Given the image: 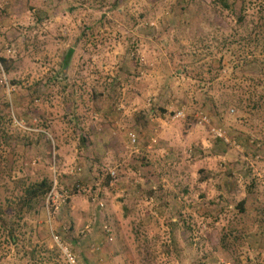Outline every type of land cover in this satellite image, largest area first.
<instances>
[{
    "label": "rangeland",
    "instance_id": "1",
    "mask_svg": "<svg viewBox=\"0 0 264 264\" xmlns=\"http://www.w3.org/2000/svg\"><path fill=\"white\" fill-rule=\"evenodd\" d=\"M260 28L264 0H0V219L53 187L19 245L47 264H264Z\"/></svg>",
    "mask_w": 264,
    "mask_h": 264
},
{
    "label": "trees",
    "instance_id": "2",
    "mask_svg": "<svg viewBox=\"0 0 264 264\" xmlns=\"http://www.w3.org/2000/svg\"><path fill=\"white\" fill-rule=\"evenodd\" d=\"M242 20V19H240ZM241 22V21H239ZM257 38L259 40H264V28H260L259 33L257 35ZM261 38V39H260ZM256 46L257 52L254 54V61L257 63V65L261 68V73L264 76V60L260 61L259 57L264 55V49L259 50ZM261 47L264 48V45L261 44ZM73 54V50H69L67 57L63 61V67L67 68L70 64V58ZM220 69H224V66L226 67L229 60H230V54L229 51L225 46H223L220 49ZM260 55V56H258ZM0 63L5 71H9V61L2 59L0 60ZM213 72V70H212ZM257 90L262 91L260 92V100L264 99V84L263 85H257ZM84 141V139H82ZM52 182H50L47 179L42 180L40 183H34L26 186L23 189V194L20 198V201L18 205L20 206L17 217L14 216V218H9L8 220L0 219V231L3 235L5 241L7 242L8 246H12L15 248V250L18 252L19 258L18 261L14 264H47L44 260L40 259L41 251L38 248H33L31 250H27L25 247L20 246V238L18 236V227L21 226L20 221L21 217L26 214L30 217H34L38 214V206L41 202L45 200V198L50 194L52 190ZM75 190L76 187H75ZM239 209L244 211V202H241L239 204ZM0 214H3V209L0 207ZM27 228H30L31 230H34L36 226L30 225L27 222L25 223Z\"/></svg>",
    "mask_w": 264,
    "mask_h": 264
},
{
    "label": "built area",
    "instance_id": "3",
    "mask_svg": "<svg viewBox=\"0 0 264 264\" xmlns=\"http://www.w3.org/2000/svg\"><path fill=\"white\" fill-rule=\"evenodd\" d=\"M183 116V112H179L177 114V117H182ZM197 121H198V124L201 125V126H207L209 125V120H208V117L204 114H200L197 118ZM210 132L213 134V136L215 138H218V139H222L224 140L226 143H230L229 139L225 136V133L223 132L222 129H219V128H211L210 129ZM131 141L133 144H135L137 142V139H136V135L135 134H131ZM112 175H115L113 172H111ZM72 259V258H71ZM74 262V259L72 260Z\"/></svg>",
    "mask_w": 264,
    "mask_h": 264
}]
</instances>
